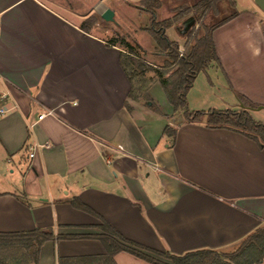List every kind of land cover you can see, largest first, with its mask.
Segmentation results:
<instances>
[{"label": "crops", "instance_id": "crops-1", "mask_svg": "<svg viewBox=\"0 0 264 264\" xmlns=\"http://www.w3.org/2000/svg\"><path fill=\"white\" fill-rule=\"evenodd\" d=\"M90 12L97 13L95 6ZM90 12L58 0H0V233L51 231L38 264L102 256L95 238L101 221L73 207L76 198L148 249L179 255L232 248L264 225V147L234 130L208 127L204 118L186 121L161 86L159 100L149 90L150 100L129 97L120 63L125 48L93 27L81 29ZM256 15L240 11L213 29L218 60L195 76L187 109L256 105L249 89L259 68L264 81V30ZM192 23L188 16L174 24L173 41L183 48ZM138 46L145 63L163 64L157 47ZM154 54L157 62L148 58ZM213 77L230 96L218 106L208 98ZM45 110L51 113L38 118ZM113 261L153 264L125 251Z\"/></svg>", "mask_w": 264, "mask_h": 264}, {"label": "trees", "instance_id": "trees-1", "mask_svg": "<svg viewBox=\"0 0 264 264\" xmlns=\"http://www.w3.org/2000/svg\"><path fill=\"white\" fill-rule=\"evenodd\" d=\"M218 1L197 0L196 3L162 21L155 20V10L161 6V1H142L144 9L151 13V23L147 31L156 43L157 52L164 53L166 56L163 64L158 68L145 63L137 55V52L140 53L138 50L141 49L135 41L131 43L125 38H111L109 44L114 45L119 41V44L125 48V52L120 53V63L131 82L129 97L135 99L139 95H143L147 100H150L147 94H142V89L148 84L143 76L148 72H153L154 77L160 83L167 102L174 111H181L186 121L201 122L204 118L206 126L234 130L252 139L262 148L264 147V124L253 120L249 112L244 109L246 106L252 108L256 106L255 104L243 102V107L239 111L213 109L205 113L203 111H188L187 109L186 95L195 76L204 71L209 63L218 60L212 40L213 29L235 15L221 18L202 32H199V28L195 29L194 24L200 20L203 12L209 7L216 10ZM229 1L234 4V0ZM188 16L193 21L194 29L192 28L185 36V48L179 54V44L169 40L164 35V30L180 20L187 19ZM94 22H96V18L89 16L81 24V29L88 32ZM152 79L153 76L151 75L148 81L151 82ZM164 131L168 136L174 135V130L170 127H165ZM71 205L94 215L101 221L98 227L102 233L95 235V238L101 241L105 254L102 256L60 258L58 264H115L113 256L119 251L131 253L153 264H262L264 261V225L258 226L230 249H195L178 255L148 249L124 238L100 215L76 198L71 201ZM51 238H53L51 231L39 229L0 233V264H38L39 248ZM143 250L163 257L169 262L157 260L144 253Z\"/></svg>", "mask_w": 264, "mask_h": 264}, {"label": "rangeland", "instance_id": "rangeland-1", "mask_svg": "<svg viewBox=\"0 0 264 264\" xmlns=\"http://www.w3.org/2000/svg\"><path fill=\"white\" fill-rule=\"evenodd\" d=\"M61 3L66 4L72 9L84 14L90 12L91 8L95 6L97 13L90 12L89 16H94L96 22L91 24L90 28L93 27V31L99 35H103L107 39L125 38L128 41L136 42L143 46V48L148 50H153L156 48V43L151 37L147 28L150 27L151 23V13L144 9L142 1L143 0H58ZM161 6L155 10V20L162 21L166 18H170L177 14L180 10L187 6H190L197 2V0H160ZM106 8L111 9L114 12V21L107 22L101 19L100 13H102ZM250 12L255 11L256 17L259 21L261 29L264 30V13L254 4L253 0H234V4H231L229 0H219L216 4V10L209 7L203 12L200 20L194 26L195 29L199 28V32H202L205 28H209L212 23L219 21L221 18L237 14L238 12ZM87 17V18H88ZM164 35L171 41L175 39V29L174 25H171L164 30ZM118 43H120L118 41ZM141 54V53H140ZM142 55V54H141ZM153 62H157V55H149ZM160 64V63H159ZM209 73V72H208ZM147 75V74H146ZM148 75H152L154 79L153 72H149ZM258 80L256 85L249 89L252 101L256 103V106L252 107L249 111L251 118L255 121H259L264 124V109L258 108L259 106H264V81H261V68L258 70ZM211 78V73H209ZM260 78V79H259ZM147 80V79H146ZM155 81V80H154ZM147 80L148 84L142 89V94H152L155 99L159 100L157 96L158 89L160 88L159 83H154ZM213 84L216 88H212L213 94L208 97L213 100V104L218 106L220 100H225V94L227 95V90L222 85L221 78L216 79L213 77ZM162 89V88H161ZM160 90V89H159ZM248 92V90H247ZM230 97V96H229ZM161 98V97H160ZM187 99V98H186ZM230 99V98H229ZM244 100V99H243ZM245 102V101H243ZM242 102L238 103L237 107L242 108ZM189 109V108H188ZM205 110V109H204ZM213 110V109H209ZM209 110H206L208 112ZM188 111H201V110H191ZM205 112V111H203ZM205 112V113H206ZM161 259V258H159ZM162 259H164L162 257ZM165 260V259H164ZM264 262V261H263Z\"/></svg>", "mask_w": 264, "mask_h": 264}, {"label": "water", "instance_id": "water-1", "mask_svg": "<svg viewBox=\"0 0 264 264\" xmlns=\"http://www.w3.org/2000/svg\"><path fill=\"white\" fill-rule=\"evenodd\" d=\"M254 4L264 13V0H253ZM101 19L107 22H113L114 21V12L106 8L101 14ZM258 108H263L264 106H259Z\"/></svg>", "mask_w": 264, "mask_h": 264}, {"label": "built area", "instance_id": "built-area-1", "mask_svg": "<svg viewBox=\"0 0 264 264\" xmlns=\"http://www.w3.org/2000/svg\"><path fill=\"white\" fill-rule=\"evenodd\" d=\"M178 50H179V54H181L184 51V48L179 46ZM4 112H5V109L0 107V115H2ZM50 113H51V111L45 110L38 115V118H41V117L45 116L46 114H50ZM32 156H33V151L30 150V152L28 153V157H32Z\"/></svg>", "mask_w": 264, "mask_h": 264}]
</instances>
